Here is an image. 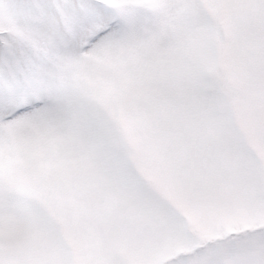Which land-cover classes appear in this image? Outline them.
<instances>
[{
	"label": "snow or ice",
	"instance_id": "6c2138e0",
	"mask_svg": "<svg viewBox=\"0 0 264 264\" xmlns=\"http://www.w3.org/2000/svg\"><path fill=\"white\" fill-rule=\"evenodd\" d=\"M0 264H264V0H0Z\"/></svg>",
	"mask_w": 264,
	"mask_h": 264
},
{
	"label": "rangeland",
	"instance_id": "374dc122",
	"mask_svg": "<svg viewBox=\"0 0 264 264\" xmlns=\"http://www.w3.org/2000/svg\"><path fill=\"white\" fill-rule=\"evenodd\" d=\"M113 148H114V151H115L117 158H120L122 155L126 154L122 151V149L120 148V146L118 144H114ZM128 151L129 152L135 151V145L129 142L128 143ZM130 163H131L133 168H135V169H137V171H139V168L137 167V164L134 160H130ZM143 164L145 166H150L152 164L151 158L146 155L144 160H143Z\"/></svg>",
	"mask_w": 264,
	"mask_h": 264
}]
</instances>
